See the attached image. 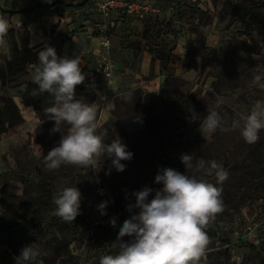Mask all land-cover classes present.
Masks as SVG:
<instances>
[{"label":"rangeland","instance_id":"1","mask_svg":"<svg viewBox=\"0 0 264 264\" xmlns=\"http://www.w3.org/2000/svg\"><path fill=\"white\" fill-rule=\"evenodd\" d=\"M155 1L163 12L161 22L118 14L104 18L91 0H0V21L6 24L0 34V73L6 84L0 80V98L12 100L23 118L0 137V223L5 213L23 214L25 226L20 234L0 235V255L9 256L10 264H17L29 244L40 249L36 264H100L102 256L117 251L109 245L131 215L126 205L135 202L132 193L144 186L162 188L154 183L159 169L185 172L180 159L185 153L194 155V163L215 160L228 172L222 183L214 174L206 177L220 190L222 207L204 228L208 245L198 264H264V129L252 144L239 130L200 131L213 110L229 125L240 113L264 110V88L254 79L259 75L264 81V8L258 7L264 0ZM238 4L248 9L240 11ZM13 10L24 13L14 16ZM51 13L57 16L50 19ZM87 23L109 26V50ZM73 39L86 42L88 52L82 56L90 64L76 96L95 107L97 132L105 142L119 135L134 154L123 161V172L109 159L100 169L45 167L44 156L61 133L50 131L55 121L44 111L54 100L47 93L32 94L38 87L32 82L37 54L51 45L62 57L63 43ZM23 48L31 51V59L21 73L10 75L14 51ZM60 128L66 134L68 125ZM68 186L80 189L86 220L52 224L60 218L53 197ZM118 187L130 196L115 210L113 227L108 220ZM104 201L107 214L101 215L98 205Z\"/></svg>","mask_w":264,"mask_h":264},{"label":"clouds","instance_id":"2","mask_svg":"<svg viewBox=\"0 0 264 264\" xmlns=\"http://www.w3.org/2000/svg\"><path fill=\"white\" fill-rule=\"evenodd\" d=\"M5 32L6 24L0 21V34ZM37 59L32 82L38 87L32 94L47 93L54 100L44 111L48 119L55 121L50 131L61 133L58 144L44 156L45 167L56 170L62 165H73L100 169L104 159H109L112 168L123 172L126 168L123 161H130L134 154L119 135L111 143L105 142L97 132L95 107L77 98L76 86L85 80L79 58L61 57L55 47L46 45L38 51ZM254 79L264 88L261 76ZM61 123L68 125L66 134L61 131ZM262 129L264 110L240 113L230 125L213 110L200 123L202 134L239 130L249 144L259 139ZM180 159L185 172L171 167L159 169L154 183L162 188L144 186L132 193L135 202L126 205L131 215L119 227L115 242L109 245L117 251L102 256L100 264H198L208 245L204 228L222 207L220 190L206 177L214 174L217 183H222L228 172L215 160L200 158L194 163V155L186 153ZM53 203L56 215L71 223L81 214L82 193L77 186L64 187L53 197ZM107 207L108 201L98 205L101 215L107 214ZM110 224L115 227V218ZM125 236L129 240L125 241ZM40 255V249L29 244L21 249L16 262L36 264Z\"/></svg>","mask_w":264,"mask_h":264},{"label":"trees","instance_id":"3","mask_svg":"<svg viewBox=\"0 0 264 264\" xmlns=\"http://www.w3.org/2000/svg\"><path fill=\"white\" fill-rule=\"evenodd\" d=\"M89 0H85V2H88ZM260 9L264 8V5L258 6ZM237 8L240 9V11H245L248 8L244 6L243 4H238ZM20 12H13V14H19ZM31 51L28 48H23L21 50H15L13 54L12 61L8 64V72L10 75H17L22 72L24 68V63L26 61H30L31 59ZM162 61L163 67L167 68V59L165 57L159 58ZM0 80L2 81L3 86H6L5 84V76L3 73H0ZM23 122V118L21 116L20 110L18 106L12 101H7L5 99L0 98V137L5 134L9 128L14 127L15 125H18ZM129 194H125L122 190V187H118L115 190L113 200L110 204V211H111V218H109L108 221H110L113 218V215L117 216L116 209L119 205L123 204L124 202H127L129 200ZM113 217V218H112ZM24 216L23 214H18L15 216V218L10 217L8 214H3L1 218L0 223V235H6L11 236L15 234H20V231H23L25 226L22 222ZM86 218H81V214L77 216L76 220L68 223L62 221L61 218L59 219H53L52 224L56 222L62 221V224L64 226L69 225H77L78 223L84 221ZM110 224V222H109ZM111 225V224H110ZM117 225V224H116ZM115 225V226H116ZM9 256L6 254L0 255V264H10Z\"/></svg>","mask_w":264,"mask_h":264},{"label":"built area","instance_id":"4","mask_svg":"<svg viewBox=\"0 0 264 264\" xmlns=\"http://www.w3.org/2000/svg\"><path fill=\"white\" fill-rule=\"evenodd\" d=\"M192 3L198 0H190ZM93 8L102 17L109 18L112 14L125 16L127 19L143 21L151 19L160 21L163 12L155 0H93ZM114 27V23H111ZM108 25L98 24L91 31L98 34L100 46L109 50L112 47V40L107 35Z\"/></svg>","mask_w":264,"mask_h":264},{"label":"crops","instance_id":"5","mask_svg":"<svg viewBox=\"0 0 264 264\" xmlns=\"http://www.w3.org/2000/svg\"><path fill=\"white\" fill-rule=\"evenodd\" d=\"M91 1L93 3V0H91ZM88 2H84V3L87 4ZM13 12H20V13L19 14H13ZM44 12L46 13V17L48 18L49 17L48 15L50 14L48 12H51V7L50 6L45 7ZM11 13L14 16H19V15H21V14L24 13V10H13ZM50 16L52 17L50 19H53V17L54 16H57V15L51 13ZM59 23H60L59 20H56V22L54 23V25H58ZM95 26H96V24H95ZM86 28L90 31V33L92 35L94 34L93 32H91V29L93 27H92V25H90V23H87ZM75 29L76 28L74 27L73 30H75ZM93 40H97V38H94L93 37ZM87 52H88V46H87L86 42L85 43H84V41L83 42H80V40L77 41L76 39L68 40L67 42L65 41L63 43V45H62V48H61V55H62V57H69V58L78 57L79 58V63H80V67L82 69L83 74L86 72V70L88 69V67L90 65L89 62L87 61V59L84 56H82V55H84V53H87ZM15 100H17V98H15ZM107 107H110V106L108 105ZM28 114H29V111H28Z\"/></svg>","mask_w":264,"mask_h":264}]
</instances>
